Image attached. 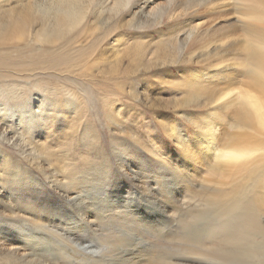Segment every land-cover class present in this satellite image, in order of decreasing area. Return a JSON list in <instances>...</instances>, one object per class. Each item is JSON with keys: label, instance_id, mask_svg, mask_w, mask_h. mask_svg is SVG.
Returning <instances> with one entry per match:
<instances>
[{"label": "rangeland", "instance_id": "rangeland-1", "mask_svg": "<svg viewBox=\"0 0 264 264\" xmlns=\"http://www.w3.org/2000/svg\"><path fill=\"white\" fill-rule=\"evenodd\" d=\"M253 7L252 0H0V91L14 89L13 98L17 100L10 98L5 103L9 108L0 111V152L20 163L22 169L18 177L0 182L1 236L28 240L30 248L24 251L43 256L54 243L51 240L46 248L41 243L48 240L51 231L36 229L28 217L32 225L27 226L26 237L21 238L25 232L22 222L27 219L22 210L77 215L80 207L70 199L78 194L85 196L94 216L89 220L101 230L103 240L113 235L116 226L109 223L101 229L100 211L103 209L109 219V210L114 206H128L150 226H160V219H164L166 230L176 229L191 213L204 209L203 201L211 192L229 191L252 179L247 176V169L221 168L217 164L218 152H213L206 163L197 162L194 171L189 168L190 178L180 176L185 183L174 190L176 207L168 209L167 217L160 216L161 212L151 213L150 200L147 203L144 198L162 197L157 177L162 181L165 174L161 175L159 166L182 173V154H173L176 146L167 127L189 96L188 72L196 71L190 65H197L204 54L203 58H209L207 65L218 76L219 69H230V83L220 86L215 81L208 85L210 95L227 88L224 92L230 98L224 103L217 100L216 105L203 99L202 108H196L195 115L200 120L218 119L219 149L231 137L233 142L242 144L234 143L235 147L251 148L259 158L264 156V133L254 122L240 121L241 100L237 96L252 90L249 49L264 43L257 35V29L264 30V23L255 20ZM69 9L81 16L68 36L72 47L83 57L75 51L70 53L71 64L69 61L59 69H46L62 48L59 51L58 46L40 42L37 32L48 28L58 12ZM15 23L19 24L13 30L1 29L2 24L10 27ZM68 99L75 108H66ZM55 100L54 108L44 105ZM23 107L36 119L32 130L24 126L26 117L19 114ZM211 107L215 110L208 111ZM185 128L189 134L198 130L197 125ZM118 141L121 147L116 146ZM103 157L108 158L109 174L104 171L107 164H101ZM254 168L258 167L249 169ZM146 173L151 177L147 182L143 179ZM253 173L256 176V171ZM65 178H74L71 185L79 187L76 195L66 196L59 187L66 183ZM186 193L192 202H183ZM258 198L264 211V187ZM49 221L46 219L44 225L52 229L55 224ZM88 234L83 243L95 248L98 237ZM135 238L142 246L143 242ZM34 244H38L35 251ZM60 248L63 250L59 251L56 245L49 248L52 260L36 263L56 264L57 254L63 252L73 262L85 259L75 256L67 245ZM0 251L8 254L7 250ZM103 253L97 257L107 260V253ZM148 257L142 258L140 264H149Z\"/></svg>", "mask_w": 264, "mask_h": 264}, {"label": "bare ground", "instance_id": "bare-ground-1", "mask_svg": "<svg viewBox=\"0 0 264 264\" xmlns=\"http://www.w3.org/2000/svg\"><path fill=\"white\" fill-rule=\"evenodd\" d=\"M252 2L254 3L253 11L256 15L255 20L261 24L264 23V0H252ZM80 19L81 16L78 11L69 9L68 11L58 12L48 28L37 32V37L40 42L51 47L58 46L59 48L57 47V49H59V51L60 48H62L61 53L57 54L54 58V62L51 61V65L49 63L46 69H59L61 66L69 63V61L70 64L72 63L73 59L70 53L74 54L77 50L73 48L71 42H69L70 39L68 34L70 30L80 22ZM18 24L19 23L11 25V28L2 24L1 29L6 27L13 30ZM20 24H23V21ZM8 33L10 32L8 31ZM162 35L166 36L167 34ZM257 35L264 39V30L257 29ZM177 40L178 39L175 41ZM81 53L82 52L77 51V54L83 57ZM87 55L88 53L85 54V59ZM204 56L205 54L202 55V60L197 62V65L200 66L190 65V68H196V71L192 72L193 70H189L188 72L191 73L190 80H188L190 89L189 96L184 99V102L179 107L178 114L168 123L167 127V131L176 146L173 154H182L180 161L182 173H177V170H173L171 167L167 168L164 166V168L162 167L163 165L158 167V171H160L161 175H170V177L166 178L164 175L162 181H160V177H157L159 193L162 196L161 198L156 197L150 199L151 197L149 198L148 195H145L144 198L147 200V203L148 200H150L151 207L149 211L151 213L161 212L162 215L160 216L167 217V214L170 212H168V209L173 210L176 207L177 200L175 199L174 190L178 187H182L185 183V180H181V177L190 178L189 168L191 167V170L194 171L197 162L203 161L206 163V159L210 157L213 152H218L217 164H219L221 168L247 169L248 171H246V174L247 176L250 175L252 179H247L246 182L235 185V187L229 191L217 189L211 192L210 196L203 201L204 209L191 213L176 229L172 228L166 230V222H164V219H162L163 221L160 219V226H150V224H147V221L137 217L126 205L123 207H111L109 210L110 213H108L110 214L109 219L105 217L107 213L102 209L100 212L103 213V216H101L103 220L98 219L100 221V228H106L109 223L116 226L113 235L107 237L108 240H103L104 238H102L103 234L101 230L99 231L93 227L94 221L89 220L92 214L90 207L85 203V196L82 194H78L75 198L70 199L75 200L76 205L78 203L80 207L79 210L78 208L76 209L78 211L77 215H73L71 212H62L61 215L57 216L55 213L49 214L38 209L37 211L31 208L23 209L22 212L27 219L25 218V221L22 222V225L25 227V232L21 234V238L26 237V228L28 225H32L31 222L29 223V218H31L34 221L36 229L40 228V230L51 231L48 240H43V242H41L43 244L42 246L46 248L49 242L52 243L53 241L54 243L49 245L43 256L39 257L37 254L34 256V254L25 252L27 248H30L28 240L24 241V239H21L20 241V238L14 239L8 234L1 236L0 233V249L8 251V254L0 251V263L40 264L42 261L48 262L52 260L50 258L51 255L48 256V252L50 251L49 248H53L56 245L59 251H62L63 249H61L60 246L63 248L67 245L75 256H83L85 259L73 262L71 258H66V252H63L61 255L58 253L57 261L54 259L53 262L55 261L56 264H140L142 258L149 256V264H264V211H262L258 198L260 188L264 187V156H260L259 158L256 155V151L251 148L235 147L234 143H238L241 146L242 144L233 142L231 137H229L228 141L219 149L220 143L218 144V138L216 136V132L219 128L218 119L200 120L198 116L195 115L197 114L195 109L202 108L203 99L216 105L218 102L215 103V101L218 100L224 103L230 98L224 92L227 91V88H220L217 93L212 96L210 95L211 91L207 89L208 85H211L215 81H218L220 86H226L230 83V69H219L220 76H218L214 73L212 67L207 65L209 58H203ZM248 56L250 60L249 76L252 81V90H245L237 95L238 99L241 100L239 109L240 121L250 124L254 122L256 127L264 133V43L251 47L248 51ZM111 79H113V77ZM15 95L16 92L14 89L11 91H0V99H2L0 103L5 101L1 105L2 108L0 107L1 112L9 108V105L5 103L10 98L17 102V100L13 98ZM8 96L10 97L8 98ZM55 102L56 100L54 102L48 101L47 103L45 102L46 104L44 105L49 107V109L51 106L54 108ZM65 105L66 108H75L74 103L70 101V99H68ZM211 110L214 111L215 108H208V111ZM19 114L26 117V119H24V126L27 127L28 130L34 129L33 127L36 125L34 126L33 124H35L36 119H34L31 111L29 113V111H25V108H21ZM43 116H45V114H43ZM191 125H197L198 130L192 133L190 132L191 134H189L186 132L185 127ZM88 141L91 140L87 139V142ZM115 143L116 146L121 147L119 141ZM255 149L262 150L260 147H255ZM122 150L125 151L121 148L120 152H122ZM164 153L165 152H162V154ZM122 154H125V152H122ZM196 156L198 157V161H196ZM133 158L137 160L135 154ZM107 163L108 158L103 157L101 160L102 166H106ZM0 166L2 167L0 182L3 180L6 181L8 177H18L17 175H19V172H22L20 167L21 164L12 161L4 152H0ZM251 166L258 168L249 169ZM109 170V164H107L104 171L108 173ZM255 171L256 176H253V172ZM67 179L64 181L66 183L59 184V187L63 189L66 196H71V194L76 195L79 187L77 186V188H75L76 185L75 187H73L74 184L71 185V181H73L74 178L70 180L69 178ZM143 179L147 182L151 180V177L147 174L145 176L143 175ZM248 183H250V185H248ZM182 199L183 202L185 200L192 202V197L187 193ZM19 214L21 216V213ZM40 215H42V217ZM92 217L94 218V216ZM23 218L24 217H22V219ZM46 219L51 220L53 224H55L52 229H50L49 226L45 227L44 224L47 223ZM60 223H65V226H61ZM50 226L52 225L50 224ZM107 231L109 232V230ZM88 233L98 237L97 242H99V245L97 244L98 246H95V248L92 245H85V243H83L85 238L87 239V237H89ZM167 233H169L172 238H168L169 235ZM135 237H138L137 240L143 242L142 246L137 244L136 240H134L136 239ZM148 245L151 246L150 249H147ZM37 247L38 244H34L33 250ZM105 252L107 253V260L106 257L102 255V257H97L98 253H103L104 255L106 254ZM32 258H34V262H32ZM38 259L41 260L38 261Z\"/></svg>", "mask_w": 264, "mask_h": 264}]
</instances>
